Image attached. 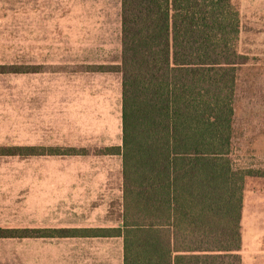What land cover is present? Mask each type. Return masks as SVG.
Listing matches in <instances>:
<instances>
[{"label": "trees", "instance_id": "obj_1", "mask_svg": "<svg viewBox=\"0 0 264 264\" xmlns=\"http://www.w3.org/2000/svg\"><path fill=\"white\" fill-rule=\"evenodd\" d=\"M120 24V63L108 70L121 76V147L99 153L121 156L122 226L80 235L122 237L123 264H242L244 196L264 189V169L234 168L229 157L237 71L247 61L237 8L120 0ZM22 149L0 147V156ZM41 235L0 229V238Z\"/></svg>", "mask_w": 264, "mask_h": 264}, {"label": "rangeland", "instance_id": "obj_2", "mask_svg": "<svg viewBox=\"0 0 264 264\" xmlns=\"http://www.w3.org/2000/svg\"><path fill=\"white\" fill-rule=\"evenodd\" d=\"M119 1L0 0V68L19 71L0 73V147H22L23 156L56 152L61 190L75 166L67 152L100 154L120 142L121 76L108 70L120 63ZM232 2L237 50L247 61L237 71L229 157L234 168L264 169V0ZM21 155L0 160V171L12 173L13 201L25 193L26 168L46 166ZM244 198L239 254L243 264H264V236L248 233L264 226V189ZM28 264L47 263L29 257Z\"/></svg>", "mask_w": 264, "mask_h": 264}, {"label": "crops", "instance_id": "obj_3", "mask_svg": "<svg viewBox=\"0 0 264 264\" xmlns=\"http://www.w3.org/2000/svg\"><path fill=\"white\" fill-rule=\"evenodd\" d=\"M119 126L120 142L105 144L104 148L121 147V92ZM13 157L0 156V160ZM19 157L22 160L39 159L46 166L26 168L25 193L14 201L12 173L0 171V229L41 231L46 235L0 238V264H11L13 257L19 259V264H28L29 257L41 258L47 264H60L63 260L66 264H123L122 237L80 235L81 232L121 229V156L117 153L96 154L95 151L86 155H68L69 162L75 166L68 168L67 186L62 190L60 156L33 154ZM4 173L5 177L9 173L11 177L5 179ZM60 230L76 234L61 238ZM248 233L263 237L264 226L255 232L251 227ZM16 240L18 245H13ZM241 262L243 264L242 257Z\"/></svg>", "mask_w": 264, "mask_h": 264}]
</instances>
